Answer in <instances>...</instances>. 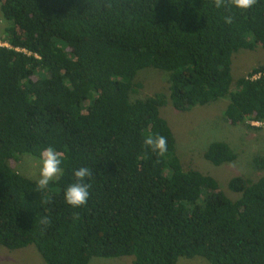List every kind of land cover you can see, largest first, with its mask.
<instances>
[{"label":"trees","instance_id":"1","mask_svg":"<svg viewBox=\"0 0 264 264\" xmlns=\"http://www.w3.org/2000/svg\"><path fill=\"white\" fill-rule=\"evenodd\" d=\"M0 245L34 244L42 264H264V175L228 181L184 168L160 107L228 98L230 124L264 121V63L233 78L232 55L264 48V0H0ZM166 71L168 92L131 99L138 72ZM167 137L163 156L143 144ZM52 145L62 176L41 190L15 169L21 154ZM235 159L223 141L203 153ZM255 163L264 167V158ZM89 167L86 204L63 199L72 171Z\"/></svg>","mask_w":264,"mask_h":264},{"label":"rangeland","instance_id":"2","mask_svg":"<svg viewBox=\"0 0 264 264\" xmlns=\"http://www.w3.org/2000/svg\"><path fill=\"white\" fill-rule=\"evenodd\" d=\"M10 21L0 10V38ZM2 42V40L0 39ZM264 63V48L253 50L239 49L232 55L231 72L233 78L245 75L258 64ZM168 73L156 68L141 69L135 81L140 84L130 93L131 99L143 98L159 92H168ZM228 98H221L206 105H195L187 110H177L167 102L160 107L161 116L167 121L175 140L176 153L184 168H195L214 176L220 189L232 198L237 193L230 191L228 181L241 175L257 179L264 175V167L255 163L256 158H264V121L252 123L246 121L230 124L224 117ZM223 141L236 153L234 160L214 165L205 159L203 153L211 142ZM40 158L29 153L21 154L15 169L32 180L39 179ZM131 256L99 257L93 256L89 264H132ZM42 256L34 244L17 249H8L0 245V264H42ZM177 264H210L205 258L179 257Z\"/></svg>","mask_w":264,"mask_h":264},{"label":"clouds","instance_id":"3","mask_svg":"<svg viewBox=\"0 0 264 264\" xmlns=\"http://www.w3.org/2000/svg\"><path fill=\"white\" fill-rule=\"evenodd\" d=\"M254 3V0H232L235 8L246 9ZM223 0H216V7H221ZM143 144L150 151L163 156L168 151L167 137L158 133H147L144 136ZM41 166L39 169L38 187L41 190L47 189L50 183L62 176L63 157L57 152L54 146L49 145L40 151ZM92 176L89 167L81 166L72 171V182L63 189V199L65 203L79 207L87 203L90 196V184L87 180Z\"/></svg>","mask_w":264,"mask_h":264},{"label":"built area","instance_id":"4","mask_svg":"<svg viewBox=\"0 0 264 264\" xmlns=\"http://www.w3.org/2000/svg\"><path fill=\"white\" fill-rule=\"evenodd\" d=\"M0 45H5V46H8V43L7 42H1L0 41ZM252 123H259L260 121H251Z\"/></svg>","mask_w":264,"mask_h":264}]
</instances>
